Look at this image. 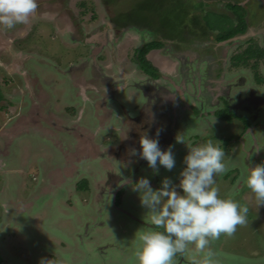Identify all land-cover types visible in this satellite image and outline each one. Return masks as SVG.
I'll use <instances>...</instances> for the list:
<instances>
[{
    "label": "flooded vegetation",
    "instance_id": "obj_1",
    "mask_svg": "<svg viewBox=\"0 0 264 264\" xmlns=\"http://www.w3.org/2000/svg\"><path fill=\"white\" fill-rule=\"evenodd\" d=\"M208 1L211 0H194L197 5H203L202 9L194 10L197 15L200 13L198 11H201L200 17L202 18L203 14L208 11L224 15L237 22L239 14L236 13L235 8H229V6L238 5L247 12L243 17L246 30L223 40L220 39L221 33L218 30L213 32L208 30L210 33L207 37H211L210 35L215 36L208 41L203 36L204 32L202 33L200 30L202 29V24L200 29L190 26V29L193 28L195 31L192 37L187 40L185 47L180 50L172 46L168 50L167 44L162 50L158 51L165 50V55L169 54V56H166L162 67H157L154 63V58L152 59V53L157 52L156 50L147 54V60L157 67L156 77L147 73L145 76L140 75V73H144L139 57L140 50L147 44L152 43L153 38L147 32L138 31L136 28L131 27L132 42L135 44V48H131L134 51L132 55L134 61H130L129 51L126 53L127 60L134 66L132 65L131 69L126 70L117 58L120 49L119 43L121 44L124 38L130 34L124 27L120 33L121 37H117L115 34L118 39H114V42H112L109 39L110 37L105 39L99 35V30L87 33L84 25L79 26L76 23L75 14L68 12L69 20H65L67 22L60 20L61 15L59 12H52L49 9L43 10V8L39 7V0H36L38 7L35 13L29 17L26 23L16 24L11 29L0 25V71L5 73V77L15 75L18 78V80L14 79V86L13 79L7 81L4 78L5 86L15 88L12 89V92L6 94L0 90V101L5 97L10 100L15 98L16 100L18 99L16 104L19 103L20 107L22 98V101H28L30 108L28 114L24 113L23 108L22 110L20 109L21 107L16 112L18 117L16 118V123L12 122L14 127L11 130L12 133L7 132L8 127H0V173L3 174L7 182L0 189V204L3 206L7 216V229L13 226L14 223H23L24 225V216L22 217V214L28 215L26 225L22 227L30 232L34 241H37V254L34 264H40L41 259H45L46 256L51 257L54 264L66 263H63L61 259L55 258L54 260L57 254L63 252L57 249L54 243L45 246L42 245L43 240L39 241V238L37 240L35 229L32 226L33 224L35 225L34 220L36 221V219L31 210L25 209L27 204L34 205L33 211H40L43 208L39 207H46L51 203H54L57 209L63 207V210H69L67 204L70 203L71 205L74 203L79 205L81 213L86 214L84 216L85 225L81 231L77 232L76 238L68 237V241L75 243L76 246L81 240L84 243L85 240L83 239L93 233L103 235L110 227H124L127 220L123 224L121 220L117 219V215L121 216L120 214L131 219L132 223L147 225L150 228L152 223L147 224L137 219L132 212L128 211L132 207L127 203L128 192H133L131 188L127 187L128 185L138 182L142 177L149 179L152 176L149 179L151 186L154 189L159 188L161 181L164 179L161 174L167 171L160 167L157 173L148 167L145 160L140 159L139 156L130 155L132 149L140 150L139 141L144 135H148L150 138H157L156 133L160 130L158 138L161 149L167 150L169 146H173L176 165L178 159H181L176 171L178 175L185 167L183 159L188 154L187 145L197 146L209 140L215 144L220 138H230L231 143L235 145L231 146L232 151L230 152L232 154L227 155V153L226 156L227 159L235 157L232 159V161L235 159L233 162L234 170L232 171L233 173L228 170L222 179L226 181L233 177L232 185L237 180L236 183L239 186L237 190L235 188L233 190V192H236V196L244 186L246 187V178L249 174L251 163L260 161L264 157L262 153L264 151V62H260L258 71L256 70L255 72L236 67L233 63V57L240 50H245L249 46H254L256 50L264 51V0H226L223 2L224 9L209 8ZM253 7L257 11V17L251 19L248 14L253 12ZM41 21L54 23L56 25L55 28L59 32L62 31L59 21H64L66 30H63V37L71 43H79L83 47H88L87 57H81L79 63H70L68 69H63L61 65L49 61L40 55L34 50L33 46L29 47L27 43L22 42L33 33L34 26ZM116 26L112 19L106 22V29L114 31ZM204 27L207 28L206 26ZM82 33L84 34L83 39L80 40L79 35ZM89 33L91 34L90 36H88ZM106 48L109 51V60L105 62H108V64H102V58L98 60V57L102 55ZM173 50L176 53H173ZM110 64L113 65L110 66ZM38 66L43 68L45 66L47 69L54 70L57 75L67 81L68 95L70 87L72 91L74 90L72 93L70 91L69 95L73 102L71 109H74V111L69 109V111L62 113L56 110L57 106L54 97L50 91L45 89L41 73L36 68ZM243 69L245 71H242ZM81 70L84 72H81ZM87 70H93L96 72V76L92 74L91 77H86V79L85 76L81 77L84 79L83 83L79 80L80 89H76L74 85L77 81L75 82V79H73L75 71L81 72V76H83V73H86ZM238 72L240 74L236 75ZM131 89L133 93L138 91L141 98V103L135 108L137 109L135 111L128 103L124 102L129 97L128 94ZM14 91L17 92L16 95L15 93L13 94ZM77 94L80 97L79 99H81L79 107L74 105ZM40 101L43 102L41 103L42 106L39 105ZM98 104H100L99 108ZM7 106L9 111L14 109L10 108L9 105ZM0 108H3V106H0ZM40 111L46 115L48 114L49 128L56 132L55 136H50L51 139H54V141H51L59 144L55 143L53 145L55 154H60L62 157L69 156L68 152L70 151L76 153L75 150L69 149V142L62 139L59 135L69 134L70 132L79 136L77 139L72 136L74 138L72 143L75 147L82 142V145H79V148L81 146L84 147L83 149L81 148V151H84L86 155L97 156L98 161L95 160V166L91 167L85 161H82L79 163L81 168L73 171L76 173L74 174L76 178L74 176L73 178H85L86 180L87 176H89L91 184L93 183L95 186L96 182L94 179L99 178V180H102V178H107L106 184L98 187L95 193L100 201L97 200L99 202L97 206L94 199L93 203L95 205L92 206L95 212L94 216L85 213L86 206L82 205L76 196L78 193L85 194L87 192L76 189L78 192L75 190V192L68 195V189H73L77 186L73 185L75 179H68L64 183L60 182L59 185L50 184L49 179H47L49 173L44 169L47 168L45 162L40 163V167L43 170L40 175V189H37V193L31 192L33 194L30 196L29 203H23V200L14 193L13 186L20 183L17 174L14 172L20 171V164H16V159H18L20 152L18 149L19 145L25 141L23 137L26 135L32 136L33 134L35 137L36 135L44 134L43 132H38L35 129L38 125L36 126L34 122L28 119L27 125L24 126L22 118L32 115L34 112H36L34 114L39 116ZM86 115H89L90 122L85 120ZM61 121L68 124L67 127H61L67 133L59 129ZM139 127L141 128L139 129ZM221 128L226 130V134L218 133ZM127 129L129 132L131 131V135L126 132ZM90 134L91 138H85L86 135ZM108 135L110 136L108 137ZM178 135L183 137L185 144L176 142ZM103 136H107L110 141L112 138H116V141L110 143L111 147L103 146L99 143ZM259 148L261 150H257ZM109 149H113L115 153L109 154ZM227 149L225 148V150ZM125 154H127V159L131 162L128 163L130 167L120 169L118 175L115 173H111V176L107 175L99 162L106 158H111L113 162L125 165L123 162ZM76 155L73 154L72 157ZM72 164V160L69 157L65 167L72 168L75 166L74 164L72 166ZM59 169H63L64 173L69 171V169L65 171L63 165L58 168V171ZM88 170L92 171L90 172L92 174H89ZM114 176L118 177L117 182L111 184ZM125 179L130 182L122 185L121 181ZM240 180L241 183H239ZM63 202H65V205H63ZM112 202L115 206L114 210ZM85 203L87 204L88 202L85 201ZM108 211L113 215H109ZM95 215L98 216L97 222H94ZM101 218L103 220H100ZM112 222L113 224H111ZM93 223L95 224L93 225ZM36 225L39 226L38 224ZM152 226V229H155V226ZM120 231L116 230L118 236L115 238L108 236V234L103 235L100 241L102 243L100 246H103L99 252L101 257H105L108 253V244L106 242L109 239L113 242L116 238H121L120 234L123 231ZM182 255L184 264H194L189 261L191 256L187 251L182 253ZM90 256L89 258H91ZM89 258L85 259L88 261L90 260ZM95 259L97 260V256ZM0 261L2 264H26L21 261L10 260L6 253L4 254L1 250ZM89 264H93L91 260Z\"/></svg>",
    "mask_w": 264,
    "mask_h": 264
},
{
    "label": "rangeland",
    "instance_id": "obj_2",
    "mask_svg": "<svg viewBox=\"0 0 264 264\" xmlns=\"http://www.w3.org/2000/svg\"><path fill=\"white\" fill-rule=\"evenodd\" d=\"M39 7L43 8V10H48L52 12H59L60 20H69L67 13H72L76 15V23L80 25H84V27L87 30V33H92L93 31H100V34L103 38L110 37L109 39L114 42V39H118L117 37L120 36V33L122 31V28H126L128 30V34L126 38L119 43V54L118 59L121 65H123L124 69L129 70L131 69L132 65L127 58L126 53L129 51V58L130 61H134L133 59V53L134 51L131 49L135 46V44L132 42V36L131 33V27L136 28L138 31L147 32L150 34L153 38L152 43H158L159 41L164 42L165 46L168 44L167 48L170 50V48L173 46L176 49H182L185 47L187 40L192 37L193 32L195 29H200L201 24L202 29L201 32L203 33V36L205 39H213L215 36L210 35L211 37H207L209 35V31L213 32L214 30L211 29V27H208V24L211 26H214V24L223 23L222 17H218L216 13H210L206 12L203 14L202 18L200 17L201 11H198V15L195 13L198 8L202 9L203 5L194 3V0H39ZM212 1V2H211ZM209 2V8L212 9H224V1L226 0H211ZM237 1V0H236ZM239 1V0H238ZM85 3L86 8L85 11L80 7V4ZM193 4V5H192ZM104 5V6H103ZM201 5V6H200ZM230 8V6H229ZM236 13L239 15L247 14V12L243 9H237ZM209 14H211L209 16ZM218 14V13H217ZM238 15V16H239ZM248 16L251 19H254L257 17V11L254 10L253 12L248 14ZM220 18V20H219ZM112 19L116 23L115 30L106 29V22ZM64 21H59V26L61 27L62 31H57L55 28L56 25L54 23L48 22V21H41L37 23L34 26L33 33L26 38V40L22 41L24 43H27L29 47L33 46L34 50H36L40 55H42L44 58L48 59L49 61H53L59 65L63 69L69 68L70 63H79V59L81 57H87V53L89 51L88 47H83L79 43H71L66 38L63 37L65 26ZM65 21V22H67ZM104 23V24H102ZM208 23V24H207ZM66 24V23H65ZM101 25V26H100ZM190 26L194 27L195 29L191 28ZM206 26L207 28H205ZM105 27V28H103ZM215 29V28H214ZM222 30V31H221ZM231 30L230 26H224L222 29L218 30L220 33H227ZM103 31V32H102ZM217 32V33H218ZM89 33L88 36L91 34ZM115 34L117 37H115ZM83 33L79 35L80 40L83 39ZM135 36V35H134ZM137 36V35H136ZM121 37V36H120ZM108 39V38H107ZM172 41V42H171ZM171 42V43H170ZM171 44V45H170ZM135 48V47H134ZM174 51V50H173ZM172 51V52H173ZM108 48L104 49L101 56L98 57V60H101L102 58V64H108L105 63L109 60V53ZM173 53H176L175 51ZM168 54V53H167ZM172 55V54H171ZM165 50L158 52L157 55L153 56L155 62L159 67H162L165 60H166ZM104 60V61H103ZM143 63V61H141ZM133 63V62H132ZM113 64H110V66ZM152 67V66H151ZM156 67V66H155ZM158 67V66H157ZM156 67V68H157ZM38 72L41 73L42 79H43V85L46 90L50 91L52 96L54 97L55 104L57 106L56 110L58 112H67L69 109H71V106H73V102L71 101L69 95L70 91L71 93L72 88L70 87L69 95H68V83L65 79H63L60 75H57L54 70L47 69L38 66L36 67ZM136 68V65H135ZM145 68V67H144ZM144 73H140L141 76L146 75L145 69L143 70ZM242 71H245L244 69ZM264 71V69H263ZM81 72H84L81 70ZM81 72H76L73 75V79H75V87L76 89H80L78 85V81L81 80L83 83V78L91 77L92 74L96 76V72L92 71H86V73H83V76H81ZM112 74L111 72H109ZM242 73V72H241ZM246 73V72H243ZM5 73L0 71V90L3 93H10L12 92V89H14L12 86H5L4 84V78L7 81H10L13 79V86L15 85L14 79L18 80L17 76H4ZM240 72L236 73V75H239ZM87 78V79H88ZM85 83V82H84ZM99 86V85H98ZM16 91L13 92V94ZM21 95V94H20ZM28 96V95H27ZM128 98L124 101L129 104L133 110L136 107L139 106L140 102V96L139 92H132V89L130 90V93L128 94ZM142 96V94H141ZM16 97V96H15ZM24 97V96H23ZM77 94V98H75L74 105L75 107H79L81 105V99ZM27 100V99H25ZM15 98L13 100H10L9 98L2 99L0 101V106H3V108H0V127L7 128V132L12 133L13 123H16L17 111L19 108L24 110V113L28 114V111L30 110L28 106V101H22V98L20 100L21 106L19 107V103L16 104ZM139 102V103H138ZM40 106H42L39 102ZM11 109L9 111L8 106ZM98 104V108H99ZM25 107V108H24ZM5 108V110H3ZM42 110V109H40ZM37 111V110H36ZM71 111H74V109H71ZM6 112V113H5ZM44 112V110H43ZM57 112V113H58ZM36 113V112H34ZM28 115L22 118V121L24 123V126L27 125V119L34 122L37 128H35L38 132H43L42 135H36L35 137L31 135H26L23 137L25 140L23 144L19 145V156L18 159H16V164L19 163V169L20 171L14 172L18 176V180L20 181L19 184L14 185V193H16L22 200L23 203L27 204L29 203L30 196L33 193H37V189H40V178L41 173L43 172L42 167H40V163H46L47 168H44L49 173V179L50 184L52 185H59L60 182H66L68 179H75L76 173H74V170H77L81 168L79 165L80 162L85 161L89 166L93 167L95 166L94 163H96L95 160H97V156H90L86 155L84 151H81V148L84 147L81 146L79 148V145H82V142L78 143V146L75 147L72 143L74 138L77 139V135L70 133L69 134L62 130V128L67 127L68 124L64 122L59 123V129L61 131L66 132L67 134H59L60 137L64 140H67L69 142V149L75 150L76 153L70 151L68 152L69 156H62L60 154H55L53 152V145L57 142H53L54 139H51L50 136L53 137V135H56V132H54L48 125L49 123V116L42 113V111L39 112V116L36 114ZM69 113V112H68ZM32 116V118H31ZM89 115L85 116V120L87 122H90ZM13 122V123H12ZM46 123V124H45ZM16 127V126H15ZM34 127V126H33ZM62 127V128H61ZM141 127H139L140 129ZM137 129V130H139ZM16 130V128H15ZM127 133L131 135V131L129 132L128 129L126 130ZM219 134H226V130L224 128H221L218 131ZM106 134V133H105ZM73 136V137H72ZM110 135H108L109 137ZM48 139H47V138ZM91 138L90 135H86L85 138ZM107 136H103L100 140V144L106 147H111L110 143L115 142L116 138L110 139ZM53 140V141H51ZM3 141V140H2ZM76 143V145H77ZM4 144V142H3ZM73 144V146H72ZM218 146L223 148H228L225 150V154L231 155L232 151L231 146L235 145L232 144L230 141V138L221 139L216 142ZM26 145V146H25ZM59 145V144H57ZM71 145V146H70ZM237 145V144H236ZM73 148V149H72ZM109 154L115 153L113 149H109ZM61 151V150H60ZM79 153V154H77ZM264 155V151L262 152ZM76 155L75 157H72V155ZM233 156V155H232ZM70 160H72V163L75 165L72 168L65 167V165ZM119 158V157H117ZM127 154H125L124 157V164L121 165V163L113 162L111 158H106L102 160L100 163L104 171H106L107 175L111 176V173H115L118 175L120 173V169H124L125 167H130V160L127 159ZM235 157H230L227 159V156L225 155L224 163L226 166L225 172L222 174H219L215 177V185L214 187L219 189V195L220 198H231L235 200L236 202L240 203L242 205H246L249 208V213L247 215V220L244 225H238L236 231L232 235L227 234H221L218 239H211L209 245L203 250H198L195 246V244H189L186 251L191 256L189 258L192 263L194 264H204V261L208 259L210 261V264H264V206L259 207L258 203L255 199V194L246 186H244L237 196L235 195L236 192H233L234 188L237 190L239 184L235 183L232 185L231 179H228L224 181L222 177H224L227 173V171L234 170L233 168V162L232 159ZM263 159L258 162L254 161L251 163L250 167H255L257 164L264 163V157ZM98 161V160H97ZM181 159H178L177 165L173 168L171 171H165L161 174L163 178L168 177L170 178L174 183H179V175L176 173L177 168L179 166V162ZM70 163V162H69ZM131 163V162H130ZM237 164V163H236ZM235 164V166H236ZM18 165V164H17ZM62 165L64 166L65 171L69 169L68 172H63V169L61 168ZM49 166V167H48ZM18 169V168H17ZM67 169V170H66ZM92 170V169H91ZM53 171V172H52ZM51 172V173H50ZM89 174H92L90 170H88ZM45 173V171H44ZM126 174V173H125ZM73 176L75 178H73ZM152 177V176H151ZM151 177L149 179H151ZM132 178V177H131ZM88 179V180H87ZM118 177L114 176L112 177L111 184H115L117 182ZM85 178H77L75 179L73 185L80 184ZM86 180L89 183V192L85 194H76L77 198L80 200L82 205L86 206V211L88 215L95 214L94 209L92 208L93 205H95L94 199L98 206V198L96 196V191L98 190V187H102V185L106 184L107 178H102V180L94 179L96 182L95 184H91V178L87 176ZM93 180V179H92ZM6 179L3 176V174L0 173V189L2 186L4 187L6 184ZM241 183V180L239 181ZM75 186L73 189H68V195L75 192L77 188ZM128 188L132 189V184L127 186ZM134 187V186H133ZM46 188V187H45ZM77 191V190H76ZM33 192V193H31ZM78 192V191H77ZM95 197V198H94ZM129 198V199H128ZM98 200V201H97ZM126 200V199H125ZM127 203L131 205V210L128 209V211L134 214L137 219H140L141 221L145 223H151L150 220V214L147 212V209L141 206L140 200H139V194L136 192H128L127 194ZM88 202L87 204L85 203ZM114 202V198H113ZM113 210L115 209L114 203ZM84 203V204H83ZM125 203V202H124ZM62 204V203H61ZM63 205H65V202H63ZM69 206V210H63L64 208H58L57 206H54V203L47 205L46 207H39L43 208L40 211H33L34 205L27 204L25 209H29L32 211V214L35 216L36 221L35 225L33 224L34 231L36 232L37 240L39 238L40 240H43L42 245H48V244H55L57 249L62 250L60 254H57L56 259H61L63 263L66 264H89V261L93 264H138V260L136 257L137 251L141 247V242L139 240L140 234L144 232H148L152 229V225H141V224H135L132 223L131 219L126 217L123 214H120L121 216L117 215V219L121 220L123 224L126 223L124 227L121 228V226L118 227H110L107 229L106 233L103 235L105 236L108 234V236H112L115 238L118 236L116 234V230L123 231V235H121V238H116L113 242L109 239L108 242H106L107 245V254L105 257H101L99 255V252L101 251L102 243L100 241L103 238V235L100 234H91L88 237L84 238L85 244L79 241L77 243V246L75 243L68 241V237L76 238L77 232L81 231L83 226L85 225L84 219L85 215L84 213H81L80 207L77 204H67ZM104 207V206H103ZM102 207V208H103ZM100 208V207H99ZM24 209V210H25ZM101 209V208H100ZM125 209V208H124ZM127 210V209H126ZM97 213V212H96ZM109 215H113L110 211H108ZM100 215V214H99ZM23 222L24 225H26V218L28 217L27 214L23 215ZM96 216V215H95ZM125 217V218H123ZM110 218V217H108ZM123 218V219H122ZM100 220H103L102 218ZM125 220L127 221L125 222ZM98 221V216L94 218V222ZM125 222V223H124ZM7 216L5 213V210L3 209V206L0 204V250L6 253L7 257L10 258V260L17 261V262H24L26 264H34V261L36 260V254H37V241H34V238L32 235H30V232L23 229L22 224L14 223L13 226H10L7 229ZM38 224L39 226H37ZM95 223H93L94 225ZM113 224V222L111 223ZM138 225V226H137ZM25 227V226H24ZM6 230V231H5ZM159 231V229H155ZM42 236V238H41ZM97 245V246H96ZM96 246V247H95ZM95 247V250H94ZM209 252L211 253V256H209ZM91 255V256H90ZM188 255V256H189ZM89 256L91 258H89ZM97 256V260L95 257ZM90 260H86V259ZM183 255L182 253H178L176 256L173 257L172 264H184L182 262ZM46 260H51L52 264H54L51 257H45Z\"/></svg>",
    "mask_w": 264,
    "mask_h": 264
},
{
    "label": "clouds",
    "instance_id": "obj_3",
    "mask_svg": "<svg viewBox=\"0 0 264 264\" xmlns=\"http://www.w3.org/2000/svg\"><path fill=\"white\" fill-rule=\"evenodd\" d=\"M37 7L36 0H0V25L11 29L26 23ZM159 135L160 130L157 138L142 136L140 150L132 149L130 153L145 160L157 173L160 167L171 171L176 166L173 146L162 150ZM176 142L185 144L180 135ZM187 148L178 184L168 177L156 189L148 178L142 177L132 184L141 206L150 214L152 225L163 229L140 234L138 264H172L173 257L185 253L189 244L194 243L203 251L211 239H218L222 233L232 235L238 225L246 223L249 208L231 198H220L219 189L214 187L215 177L226 170L225 150L211 140L197 146L187 145ZM129 182L128 179L121 181L122 185ZM246 186L255 194L258 206H264V163L249 167ZM40 264H52V261L41 259ZM204 264L210 261L206 259Z\"/></svg>",
    "mask_w": 264,
    "mask_h": 264
},
{
    "label": "trees",
    "instance_id": "obj_4",
    "mask_svg": "<svg viewBox=\"0 0 264 264\" xmlns=\"http://www.w3.org/2000/svg\"><path fill=\"white\" fill-rule=\"evenodd\" d=\"M80 7L82 9L86 8V4L82 3L80 4ZM230 8H235L242 10V8L238 5H230ZM211 13V12H210ZM213 13V12H212ZM214 14V13H213ZM211 14H209L210 16ZM216 15L219 17H222L223 23H219L218 24H214V26L209 25L208 23V27L211 29L215 30H220L222 29V27L224 26H230L231 30L227 33H221L220 39H226L230 36H233L237 33H242L246 30V24L245 21L243 19L244 15H239V19L237 20V22H234L231 18L226 17L224 15H220L217 14ZM220 20V18H219ZM215 28V29H214ZM222 31V30H221ZM165 41H159L158 43H149L146 46H144L141 50H140V62L143 61L142 67L143 69H145V71L147 72V74H150L153 77H156V72L158 71L156 69L155 66H153L151 64V62H149L146 58L147 54H149L151 51H160L164 48L165 46ZM263 61L264 62V51H260V50H256L254 46H249L247 47L245 50H240L237 54H235V56L233 57V63L236 67L239 68H245L251 71H258V67L260 62ZM152 66V67H151ZM145 67V68H144ZM259 81H261V79H259ZM226 118V117H225ZM230 118V117H228ZM78 190L82 191V192H89V183L87 180H83L79 185H78ZM119 200V199H118ZM159 231H163V229H159ZM0 264L1 261H0ZM58 264V263H55Z\"/></svg>",
    "mask_w": 264,
    "mask_h": 264
},
{
    "label": "crops",
    "instance_id": "obj_5",
    "mask_svg": "<svg viewBox=\"0 0 264 264\" xmlns=\"http://www.w3.org/2000/svg\"><path fill=\"white\" fill-rule=\"evenodd\" d=\"M157 53H158V51H157V52H153V53H152V57L155 56V55H157ZM154 63H155L156 66L159 67V65L156 64L155 60H154Z\"/></svg>",
    "mask_w": 264,
    "mask_h": 264
}]
</instances>
